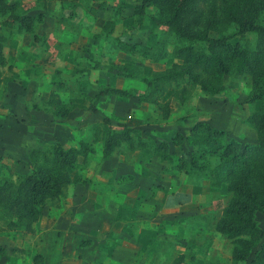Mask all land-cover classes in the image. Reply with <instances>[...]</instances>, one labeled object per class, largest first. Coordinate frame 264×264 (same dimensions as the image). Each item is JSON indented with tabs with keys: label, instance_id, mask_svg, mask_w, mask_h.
I'll return each mask as SVG.
<instances>
[{
	"label": "rangeland",
	"instance_id": "374dc122",
	"mask_svg": "<svg viewBox=\"0 0 264 264\" xmlns=\"http://www.w3.org/2000/svg\"><path fill=\"white\" fill-rule=\"evenodd\" d=\"M140 3L21 1L19 19L1 29L5 35L3 52L11 66L10 70L1 68L2 76L12 79L0 81V115L10 116V128L6 126V134L0 138V152L5 147L7 152L2 154L11 158L10 166L2 164L0 178L15 181L25 173L30 168L27 154L33 147L91 142L93 153L85 163L77 161L70 173L72 183L46 210L61 214L66 209L72 215L80 212L81 217L73 219L94 228L113 225L106 242L132 241V264H172L179 254L184 257L182 264H233L230 241L213 229L227 200L223 185L210 187L205 174L172 173L171 163L151 149L130 150L123 144L109 157L100 156V143L94 138L102 117L109 118L113 127L124 122L138 128L145 138L165 142L174 160H189L196 152L190 139L191 127L198 122L224 131L227 138L240 144L255 141L253 128L244 122L257 106L245 102V77L235 79L234 87L229 85L231 78L224 77L225 88L217 94H204L194 87L181 95V100L173 96L172 87L167 88L161 97L171 107L167 119L159 116L154 105L137 102L136 97H94L97 89L107 85L141 94L145 91L142 77L173 62L171 58L145 62L117 49L116 40H138L150 46L163 42L166 50L175 44L167 29L152 20L154 9L139 8ZM24 16L28 20L23 21ZM244 38L252 43L254 35L246 33ZM125 64L135 68L133 75L124 74ZM49 91L55 92L63 105H43ZM216 160L205 158L210 165ZM60 217L63 224L72 219L65 213ZM255 219L264 225V213L257 212ZM37 257L34 255V264H38ZM106 258L103 255L102 260ZM108 261L122 264L121 260Z\"/></svg>",
	"mask_w": 264,
	"mask_h": 264
},
{
	"label": "trees",
	"instance_id": "16d2710c",
	"mask_svg": "<svg viewBox=\"0 0 264 264\" xmlns=\"http://www.w3.org/2000/svg\"><path fill=\"white\" fill-rule=\"evenodd\" d=\"M21 1L0 0V81L12 79L4 78L1 71L11 69L3 52L2 25L19 19L17 10ZM140 4L139 8L154 9L152 20L167 29L175 44L166 50L163 42L150 46L138 40H116L117 49L145 62L156 63L166 58L173 62L149 77H142L145 91L141 94L133 95L129 90L107 85L97 89L94 97H136L137 102L154 105L159 116L167 119L171 107L168 100H161L167 88L172 87L173 96L181 100L180 96L194 87L204 94H217L225 88L224 77L231 78V87L235 86V79L245 77L248 81L245 102L257 106L244 122L253 128L255 141L240 144L227 138L224 131L198 122L191 127L190 139L196 152L189 160L185 157L174 160L165 142L145 138L138 128L124 122L113 127L109 118L102 117L94 138L100 143V156L109 157L123 144L130 150L151 149L171 163L172 173L205 174L210 187L223 185L227 200L214 221V231L230 241L233 264L241 261L264 264V225L260 226L255 219L257 212L264 213V0H141ZM22 20L28 18L24 16ZM246 33L254 35L252 43L245 40ZM122 69L128 76L135 73L131 64ZM42 104L63 105L56 93L50 91ZM93 151L92 143L85 140H78L75 146L54 142L31 148L30 168L25 173L15 181L0 178V231L32 233L43 206L63 195L72 183L70 173L77 161L85 163ZM208 156L215 157L216 163H206ZM2 252L0 247V255ZM183 262L184 257L179 254L172 264Z\"/></svg>",
	"mask_w": 264,
	"mask_h": 264
},
{
	"label": "crops",
	"instance_id": "0c3cea01",
	"mask_svg": "<svg viewBox=\"0 0 264 264\" xmlns=\"http://www.w3.org/2000/svg\"><path fill=\"white\" fill-rule=\"evenodd\" d=\"M47 3L45 4L46 9H48ZM2 108L0 106V109ZM3 114L0 115V138L6 134L5 127L10 128V123L7 121L10 116ZM8 131L10 130L8 129ZM3 152H7L5 147L0 152V163L10 166L11 158L3 155ZM57 200L46 202L37 221L33 224L32 233L17 234L13 231H0V247L3 249L0 255V264H34L33 257L36 254L39 255L36 258L38 264H109L111 260L108 261V259L110 258L112 260H121L122 264L133 263L134 244L132 241L129 243L121 240L106 242L105 238L110 239L108 235L110 231H113L110 228L113 225L94 228L86 224L81 225L80 219H73L81 217L80 212L72 215L66 209L61 210L59 212L61 214H57V210H46L50 207L49 203ZM64 213L67 219H69L68 216H72V219L66 224L58 221ZM77 221L76 225H72V223ZM103 255L107 256V260H102Z\"/></svg>",
	"mask_w": 264,
	"mask_h": 264
}]
</instances>
